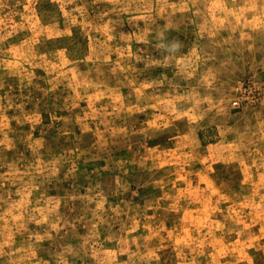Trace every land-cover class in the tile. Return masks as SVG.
<instances>
[{
	"label": "rangeland",
	"instance_id": "1",
	"mask_svg": "<svg viewBox=\"0 0 264 264\" xmlns=\"http://www.w3.org/2000/svg\"><path fill=\"white\" fill-rule=\"evenodd\" d=\"M0 264H264V0H0Z\"/></svg>",
	"mask_w": 264,
	"mask_h": 264
}]
</instances>
